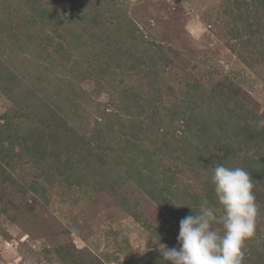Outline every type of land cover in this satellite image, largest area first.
<instances>
[{
  "label": "rangeland",
  "instance_id": "1",
  "mask_svg": "<svg viewBox=\"0 0 264 264\" xmlns=\"http://www.w3.org/2000/svg\"><path fill=\"white\" fill-rule=\"evenodd\" d=\"M37 4L48 20L29 18ZM193 93L264 119L260 1L0 0V123L13 100L52 94L74 130L68 150L0 160V264H153L179 247L167 211L202 201L210 160L194 157ZM256 202L243 264H264V189Z\"/></svg>",
  "mask_w": 264,
  "mask_h": 264
},
{
  "label": "trees",
  "instance_id": "2",
  "mask_svg": "<svg viewBox=\"0 0 264 264\" xmlns=\"http://www.w3.org/2000/svg\"><path fill=\"white\" fill-rule=\"evenodd\" d=\"M257 1H260L264 8V0ZM242 2L245 3V1ZM31 10L32 14L29 18L32 21L48 20L47 7L37 4ZM97 27H99L98 23ZM20 35L27 37L22 33ZM20 35L16 37L17 41ZM95 37L98 40L101 39L99 33H97ZM92 41L93 39L90 40V42ZM35 42H37L42 49L47 50V47L43 46L40 41L35 40ZM49 54L50 53L48 52V55ZM10 75L11 72L8 74V78L6 77V84L11 78ZM126 92L127 90H124V93ZM29 93L30 91L28 90L25 94L26 97H23L25 101L32 99L31 96H29ZM133 94L131 97L136 98V95ZM45 96L46 100L39 95L35 96L29 107L26 109L22 107L20 103H15L14 100L12 101V105L14 106L11 107V111L6 114L8 116H3L5 122L3 121V123H0V160H6L10 153H13V155L16 154L17 158L22 159L24 158V155H26L25 151L37 156L38 154L34 152L39 151V153H42L44 156L51 155L52 153L56 154L62 149H69L68 136H72L74 130L72 131L68 122H66L63 116L59 113V105L56 103H50L53 100L48 103L52 94H47ZM226 100H229L228 96L214 97V93L210 96L209 100L202 101L201 103L198 102L195 93L191 94L188 98V101H192L195 104L198 103L195 107L190 106L193 115L191 122H186L187 126H190L192 129L197 127L196 130L199 132V139L201 138V145H199L201 146V151L197 149V153L194 157L197 158V156H199L196 162H199L198 160L204 156H206L207 159H210L208 160L209 165L205 167L208 170V181L206 178L205 183V189H207V192L206 194L204 193V197L202 198V200L207 199L209 205L214 200L217 202L214 185L211 181L214 167L217 164H223L227 167L230 161L237 159L238 151L241 152L243 156V159L238 163V167H242L250 173L254 183L253 192L256 198L260 195V191L264 189V128L258 129L254 123V121L260 120V117L257 114L243 113L240 108L236 110L235 107L228 106ZM221 136H223L222 139ZM5 141L7 142L6 144L4 143ZM88 141L90 142L91 138H89ZM209 141H212L211 144L215 145L213 146V153H211V150L208 151L207 149L210 145ZM15 142L23 147L21 152H13ZM251 149L253 154H255L254 157L248 156V152ZM213 160H215L214 164L210 166ZM135 169L136 166H132L129 173ZM169 185L170 184L168 183V186ZM33 186L34 185H31V187ZM159 189L166 190L167 187H160ZM147 194L158 202L167 200L165 198L167 196H162L161 193H156L155 189L152 191L149 190ZM194 198L195 200L181 199L179 205L172 204V212L167 211L168 214L173 217L177 225L180 226V221L184 217L190 214L194 215V213L188 207L175 206H190L193 209H198L201 203L200 197L196 193L194 194ZM161 256L162 258H158L159 262L157 263L152 260L153 264H159L160 262L161 264H167V261H165V263L163 262L164 258L162 254ZM149 263L152 264L150 261Z\"/></svg>",
  "mask_w": 264,
  "mask_h": 264
},
{
  "label": "clouds",
  "instance_id": "3",
  "mask_svg": "<svg viewBox=\"0 0 264 264\" xmlns=\"http://www.w3.org/2000/svg\"><path fill=\"white\" fill-rule=\"evenodd\" d=\"M264 128V119L254 121ZM219 209L207 199L180 221L179 247L163 246L170 264H243L245 241L254 237L259 208L249 172L217 164L211 176ZM219 225L220 227H215Z\"/></svg>",
  "mask_w": 264,
  "mask_h": 264
}]
</instances>
